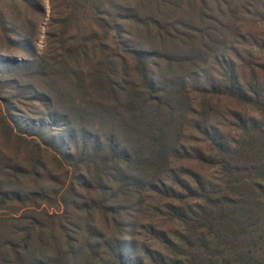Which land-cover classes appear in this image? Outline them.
Returning <instances> with one entry per match:
<instances>
[{
	"label": "trees",
	"instance_id": "trees-1",
	"mask_svg": "<svg viewBox=\"0 0 264 264\" xmlns=\"http://www.w3.org/2000/svg\"><path fill=\"white\" fill-rule=\"evenodd\" d=\"M48 10L0 0V264H264V0Z\"/></svg>",
	"mask_w": 264,
	"mask_h": 264
},
{
	"label": "rangeland",
	"instance_id": "rangeland-1",
	"mask_svg": "<svg viewBox=\"0 0 264 264\" xmlns=\"http://www.w3.org/2000/svg\"><path fill=\"white\" fill-rule=\"evenodd\" d=\"M44 1H45V4H46V16H45L44 20L42 21V23L40 24L41 31H40L39 40H38V47L39 48L42 47V43H43V40H44V31H45L46 22H47V16L49 14V10H48V0H44ZM0 57L2 59H5V58L13 59V58H15V56H12L11 57V56H9L8 54H6L4 52H0ZM6 77H8V78H14V77H17V75H15V74H6ZM22 81L25 84L28 83V81L26 80L25 77L22 78ZM0 91H2V90H0ZM6 92L7 93H5V95H6L7 99H9V100H15V99H17L18 98L17 95L20 93V92H17V91L9 92V89H6ZM21 92H22V90H21ZM20 99H21V97H20ZM19 105H20V107L23 108V110L25 111V114H20V112H17V111H13L12 113H13L14 118H16L22 125H25V123L28 122V121H26L27 119H25V117H27V116L30 117L29 120L34 121V122H36L39 119V116L37 114H34V111H36L34 109V107H35L34 105L35 104H33V102H32L31 99L29 100L28 98H24V99L22 98L20 100ZM52 131L53 130L48 129V132H52Z\"/></svg>",
	"mask_w": 264,
	"mask_h": 264
}]
</instances>
